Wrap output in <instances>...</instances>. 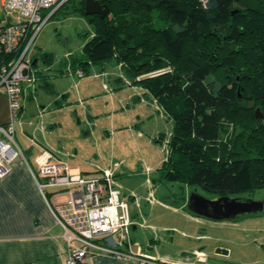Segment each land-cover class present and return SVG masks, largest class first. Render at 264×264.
Masks as SVG:
<instances>
[{
    "label": "trees",
    "instance_id": "obj_1",
    "mask_svg": "<svg viewBox=\"0 0 264 264\" xmlns=\"http://www.w3.org/2000/svg\"><path fill=\"white\" fill-rule=\"evenodd\" d=\"M99 1L110 11L89 15L79 62L115 58L174 119L162 178L216 197L264 190V0Z\"/></svg>",
    "mask_w": 264,
    "mask_h": 264
},
{
    "label": "rangeland",
    "instance_id": "obj_2",
    "mask_svg": "<svg viewBox=\"0 0 264 264\" xmlns=\"http://www.w3.org/2000/svg\"><path fill=\"white\" fill-rule=\"evenodd\" d=\"M72 5H78V0ZM3 14L0 3V18ZM90 17L63 7L43 27L31 51L33 58L39 59L40 80L36 77V92L26 100L27 108L36 117L61 122L51 128L54 132L50 134V148L70 161V167L90 173L111 170L115 174L133 218L144 225L132 229V235L137 234V245L171 233L178 237L182 223L173 206H178L180 200L188 203L192 194L216 196L199 186L162 178L160 169L173 150L175 124L155 96L144 87L131 84L115 58L79 62L85 44L95 35L96 25ZM78 70H84L85 76H78ZM47 84L52 91L47 90ZM0 97L5 98L2 93ZM21 128L18 124V139ZM128 195H133L134 200ZM237 197L264 200V190ZM248 215L264 217V210ZM175 226L178 228L174 232L164 229Z\"/></svg>",
    "mask_w": 264,
    "mask_h": 264
},
{
    "label": "crops",
    "instance_id": "obj_3",
    "mask_svg": "<svg viewBox=\"0 0 264 264\" xmlns=\"http://www.w3.org/2000/svg\"><path fill=\"white\" fill-rule=\"evenodd\" d=\"M38 60L35 58L33 72L40 80ZM36 83H25L24 108L19 123L17 121L15 125L16 129L18 124L22 125L21 139L17 138L18 129L16 138L26 159L16 160L0 177V264H66L68 246L65 231L50 205L53 189L47 188L48 195H45L32 170L39 171L41 163L50 158V154L52 161L66 164L70 161L62 159L50 148L49 138L54 132L51 128L61 125V122L55 118L44 120L39 115L36 117L33 110L27 108L26 100L34 97ZM49 85L46 87L50 92L53 88ZM0 99V124H5L11 120L10 105L6 96ZM71 168L90 174L80 167ZM127 197L134 200L133 195ZM173 209L182 223L178 237L176 233L164 235L163 239L149 236L148 242L137 245L138 242H134L137 234L132 235L131 230L132 244L126 247L135 253L131 258L121 259L99 253L91 255L88 263L141 264L146 260L147 264H264L263 216L243 214V217L240 215L235 219L214 220L195 213L189 202L181 203V200ZM134 222V230L144 226L135 219ZM177 228L164 229L174 232Z\"/></svg>",
    "mask_w": 264,
    "mask_h": 264
},
{
    "label": "built area",
    "instance_id": "obj_4",
    "mask_svg": "<svg viewBox=\"0 0 264 264\" xmlns=\"http://www.w3.org/2000/svg\"><path fill=\"white\" fill-rule=\"evenodd\" d=\"M70 0H0V93L10 105L11 120L0 124V177L18 159H26L16 138V122L24 108L25 83L35 82L31 51L46 23ZM79 1V0H78ZM73 73V72H70ZM84 70L77 75L85 76ZM43 161L33 175L65 231L66 264H89L91 255L107 253L129 259L135 224L127 200L111 170L85 174L66 163ZM141 264H147L143 260Z\"/></svg>",
    "mask_w": 264,
    "mask_h": 264
},
{
    "label": "water",
    "instance_id": "obj_5",
    "mask_svg": "<svg viewBox=\"0 0 264 264\" xmlns=\"http://www.w3.org/2000/svg\"><path fill=\"white\" fill-rule=\"evenodd\" d=\"M109 11V6L102 4L99 0H86L87 15L105 17ZM189 200V207L192 211L214 220L235 219L243 214L258 213L264 210L263 200L247 197L218 196L209 198L192 194Z\"/></svg>",
    "mask_w": 264,
    "mask_h": 264
}]
</instances>
